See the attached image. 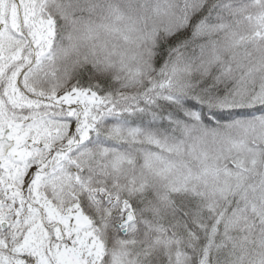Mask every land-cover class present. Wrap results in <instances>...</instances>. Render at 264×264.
I'll return each instance as SVG.
<instances>
[{
    "label": "snow or ice",
    "instance_id": "6c2138e0",
    "mask_svg": "<svg viewBox=\"0 0 264 264\" xmlns=\"http://www.w3.org/2000/svg\"><path fill=\"white\" fill-rule=\"evenodd\" d=\"M0 264H264V0H0Z\"/></svg>",
    "mask_w": 264,
    "mask_h": 264
}]
</instances>
